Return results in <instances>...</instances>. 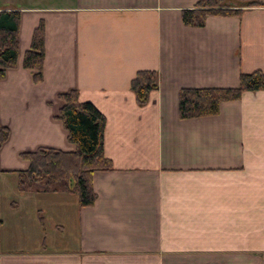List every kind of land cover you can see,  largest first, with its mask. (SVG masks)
Listing matches in <instances>:
<instances>
[{"label":"crops","instance_id":"crops-1","mask_svg":"<svg viewBox=\"0 0 264 264\" xmlns=\"http://www.w3.org/2000/svg\"><path fill=\"white\" fill-rule=\"evenodd\" d=\"M199 0H0L17 12L18 56L0 79V264H264V90L215 116L180 119L181 89L235 88L264 74V7L185 26ZM43 27L42 80L23 67ZM159 75L144 107L130 89ZM105 118L89 207L67 192L21 191L22 153L74 152L61 94Z\"/></svg>","mask_w":264,"mask_h":264},{"label":"trees","instance_id":"trees-1","mask_svg":"<svg viewBox=\"0 0 264 264\" xmlns=\"http://www.w3.org/2000/svg\"><path fill=\"white\" fill-rule=\"evenodd\" d=\"M264 7V0H199L191 9L181 11L185 26L201 28L209 16L238 17L245 9ZM17 12H0V79L14 68L18 56ZM44 59L43 27L33 32L29 49L23 58V67L32 71L33 80H42ZM159 75L155 71H139L131 81L130 89L136 104L144 107L152 92L158 90ZM264 90V74L253 71L239 76L235 88H184L178 94L180 119L215 116L224 102L236 101L244 92ZM64 104L57 115L67 139L76 146L74 152L55 149H38L25 152L21 157L29 162L25 171L18 172L21 191L67 192L78 196L80 207L93 205L96 195L91 185L95 172L111 170V163L103 155L104 116L89 102H80L78 93L70 91L59 96ZM8 136L0 128V145Z\"/></svg>","mask_w":264,"mask_h":264}]
</instances>
